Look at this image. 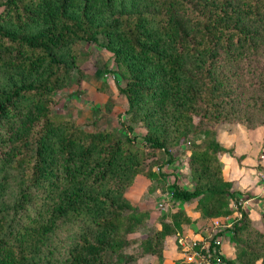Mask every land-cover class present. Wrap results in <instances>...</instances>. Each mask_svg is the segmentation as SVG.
I'll return each instance as SVG.
<instances>
[{
  "label": "trees",
  "instance_id": "1",
  "mask_svg": "<svg viewBox=\"0 0 264 264\" xmlns=\"http://www.w3.org/2000/svg\"><path fill=\"white\" fill-rule=\"evenodd\" d=\"M83 44L110 54L114 69L96 75L111 73L124 98L120 129L76 124L78 89L57 110L84 76ZM263 122L264 0H0V264H161L191 201L221 227L208 250L222 264H264V228L223 178L231 150L217 141ZM177 157L188 186L161 171ZM136 176L164 186L153 223L124 196ZM74 229L59 262L56 240ZM220 236L232 256L218 254Z\"/></svg>",
  "mask_w": 264,
  "mask_h": 264
},
{
  "label": "crops",
  "instance_id": "2",
  "mask_svg": "<svg viewBox=\"0 0 264 264\" xmlns=\"http://www.w3.org/2000/svg\"><path fill=\"white\" fill-rule=\"evenodd\" d=\"M264 136L263 124L253 130L244 129L241 126H234L230 131L221 130L217 141L223 147L231 150V154H223L219 157L221 173L225 180L231 181L235 190L245 196V204L242 209L248 214L251 222L256 226L264 228ZM259 166V169L256 167ZM141 184L144 191L140 195L137 206L140 209L149 210L150 221L158 217L156 211H152L157 190L147 188L150 182L142 176H136L130 188ZM185 186H188V181ZM139 195V194H138ZM153 196V197H152ZM149 197V198H148ZM153 198V199H152ZM148 199V200H146ZM160 202L165 203L164 197L159 194ZM164 210L167 209L165 203ZM190 224L183 226L178 236L169 237L164 244L161 264H191L190 258L183 255L177 240L183 238L187 243L208 242V240L221 230L216 220L205 221L194 212V203L191 201L183 205ZM157 215V216H154ZM157 227V225H156ZM219 255L223 258L232 256V249L228 238H218Z\"/></svg>",
  "mask_w": 264,
  "mask_h": 264
},
{
  "label": "rangeland",
  "instance_id": "3",
  "mask_svg": "<svg viewBox=\"0 0 264 264\" xmlns=\"http://www.w3.org/2000/svg\"><path fill=\"white\" fill-rule=\"evenodd\" d=\"M83 50H86L90 53V58L87 59L82 63L80 66V70L84 73V76L78 80V84L69 86L68 89L62 90L61 93L56 95V99H59V104L57 106V110L60 111V106L63 104V97L66 95L67 92H73L74 90L78 89L79 94L77 99H71V116L76 124L81 125L84 130H91V124L93 122H97L98 125H106L108 127H115L116 129H120L118 115L121 114L126 109V103L124 98L119 95L116 91L114 78L111 73H105L104 75H96V71L101 69L102 64L105 61H109L108 69L113 70L114 66L110 61V54L104 50H98L93 45L83 44ZM101 82H105L108 86L109 91L111 92V108L105 109L104 104L107 100V94L100 92L98 88L100 87ZM99 113V118L96 120V112ZM95 112V113H94ZM234 127H230L226 131L232 130ZM225 130V129H223ZM134 131L141 135L143 130L141 128H135ZM171 153L173 155H177L179 153L178 148H172ZM185 157H177V160L173 166H161V171L164 174H167V183H172L174 181V176L172 171L177 172V176L175 178V182L180 185L187 184L188 178L186 176V170L184 167ZM176 163L179 167L176 168ZM157 185V184H156ZM155 183H151L148 189L151 188L153 190H157L153 209L152 211H156L158 216L161 212L165 211L164 208L165 203H161L160 199H158L159 194L164 195V186L158 185L156 186ZM131 187V186H130ZM128 188L125 192V198L131 203V205L137 206V203L140 200V195L144 191V187L141 184H137L136 187ZM139 194V195H138ZM153 197V196H152ZM149 198V197H148ZM153 199V198H152ZM148 200V199H146ZM247 204V203H246ZM138 207V206H137ZM143 209V208H142ZM157 216V215H154ZM151 223L154 222L150 221ZM76 236V229L70 231L65 234H61L59 238H57L55 246L57 251V260L59 262L63 261L64 257L66 256L67 248L72 244Z\"/></svg>",
  "mask_w": 264,
  "mask_h": 264
},
{
  "label": "built area",
  "instance_id": "4",
  "mask_svg": "<svg viewBox=\"0 0 264 264\" xmlns=\"http://www.w3.org/2000/svg\"><path fill=\"white\" fill-rule=\"evenodd\" d=\"M162 196L165 201L167 199V195L165 194ZM238 204L242 208L246 204V201L243 200L238 202ZM177 245L181 248L183 255H187V257L190 258L191 264H222L221 261L214 256V250H208V242L203 241L200 243H187L183 238H179L177 240Z\"/></svg>",
  "mask_w": 264,
  "mask_h": 264
}]
</instances>
